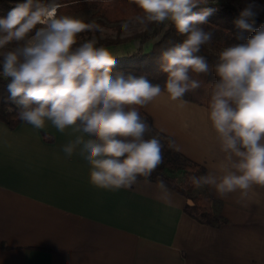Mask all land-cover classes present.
<instances>
[{"label":"clouds","instance_id":"1","mask_svg":"<svg viewBox=\"0 0 264 264\" xmlns=\"http://www.w3.org/2000/svg\"><path fill=\"white\" fill-rule=\"evenodd\" d=\"M132 3L139 12L121 23L123 33L171 22L183 37L160 53L163 88L148 74H113L111 52L97 46L95 38L80 39L83 33L103 32V27L95 20L58 14V0H23L0 17V76L10 78L7 88L20 106L18 119L36 129L50 122L61 133L69 128L79 133L63 147L64 153L70 157L78 151L90 166V183L112 191L131 188L139 177L150 179L163 163L161 138H147L151 126L139 109L165 90L182 106L185 95L201 87L192 74L210 70L200 53L213 40V33L202 27L213 9L192 11L207 0ZM252 7L241 16L252 17ZM237 24L249 27L243 18ZM211 70L218 79L210 83L208 120L222 159L216 171L192 175L189 183L195 189L212 188L220 198L238 193L243 201L255 186L264 187V25L243 43L224 48ZM168 148L179 151L171 138ZM157 187L170 202L163 180Z\"/></svg>","mask_w":264,"mask_h":264},{"label":"crops","instance_id":"2","mask_svg":"<svg viewBox=\"0 0 264 264\" xmlns=\"http://www.w3.org/2000/svg\"><path fill=\"white\" fill-rule=\"evenodd\" d=\"M145 110L204 174L218 169L222 153L207 106L186 99L181 106L163 91ZM77 135L50 122L36 129L0 120V264H264V187L243 201L194 189L212 196L222 218L205 223L177 190L168 186L170 202L163 199L156 181L94 187L79 152L63 151Z\"/></svg>","mask_w":264,"mask_h":264},{"label":"trees","instance_id":"3","mask_svg":"<svg viewBox=\"0 0 264 264\" xmlns=\"http://www.w3.org/2000/svg\"><path fill=\"white\" fill-rule=\"evenodd\" d=\"M236 1L207 0V4H200L193 8L192 11L197 13L205 8L213 9L212 14L208 16L207 23L202 26L206 31L213 33V40L210 44L203 46L200 53L207 57L210 70L206 74H192L194 79L202 82L201 87L194 92L187 93L184 99L204 104L208 107L210 83L218 79L211 67L218 59L219 53L229 45L243 43L254 34L256 29L264 25V6L253 4L255 6V8H252L254 15L252 17H242L241 13L243 10ZM262 1L264 2V0ZM20 2V0H0V15L6 16L10 9ZM58 2L61 4V8L58 11L60 15H73L84 6H88V4L95 5L98 7V14L101 15L95 20L99 25H102V22H104L102 20L104 19L110 22H123L139 12L132 0H58ZM242 18L249 24L248 28L238 26L237 21ZM90 35L91 32L81 34V41L92 39L93 37ZM237 37H242L243 39H237ZM151 39H154L153 46L150 50H146L145 46ZM182 39L183 37L177 35L171 22L154 23L147 30L138 31L130 35H117L115 37L97 35L96 38L98 41L97 46L104 47L135 41V50L128 54L114 56L116 64L112 69L113 74L118 71L125 74H148L149 80L153 83H159L162 88L166 76L158 70L160 53L163 49ZM0 71H2V67H0ZM8 83H10V78L5 79L0 76V120L14 128L22 121L18 119L20 106L11 98L7 88ZM139 111L141 116L151 126V132L147 134V138H150L155 133L167 139L166 144L161 141L163 144V163L152 173L149 180L156 182L163 180L167 186L177 190L187 198H192L194 204L187 203L185 209L195 218L209 224L220 223L222 218L213 210L214 199L212 196L210 194H195V188L189 183L190 176L204 174L205 166L189 159L180 151L170 150L168 148V139L170 137L154 127L152 117H150L151 115L145 108H140ZM178 171L182 174L181 178L174 175ZM138 179L145 178L139 177Z\"/></svg>","mask_w":264,"mask_h":264},{"label":"rangeland","instance_id":"4","mask_svg":"<svg viewBox=\"0 0 264 264\" xmlns=\"http://www.w3.org/2000/svg\"><path fill=\"white\" fill-rule=\"evenodd\" d=\"M20 1L23 2V0H20ZM236 2H238V4L241 6L243 11L249 5H252L253 6L252 8H255V6L253 4L264 6V2L262 0H237ZM2 16L3 15H0V17H2ZM72 16H77V17H80L84 20L92 21V20H96L101 15L98 14V7H96L93 4H88V6L87 5L84 6L82 9H80L78 12H76ZM102 21H104V22H102V25H101L103 27L104 31L103 32H91L90 36H92L95 39L97 38V35L114 36V37L117 35L125 36V35H130L132 33L138 32V31L145 30L143 27L137 26L132 31L125 34L121 31L120 25L122 22H117V21L116 22H110V21H107L106 19H104ZM153 43H154V39L149 40L145 46L146 50H150L153 46ZM105 47L111 52V54L114 57V56H118V55L128 54V53L132 52L133 50H135L136 42L130 41V42H125V43H121V44L108 45ZM154 135H157V134L154 133ZM159 136L161 138V141L164 144H166L167 139L164 136H161V135H159ZM174 175H177L179 178L182 177V174L179 171H178V173H176ZM189 199H192V198H188L187 203H189ZM189 204L193 205L194 200H193V203H189Z\"/></svg>","mask_w":264,"mask_h":264},{"label":"water","instance_id":"5","mask_svg":"<svg viewBox=\"0 0 264 264\" xmlns=\"http://www.w3.org/2000/svg\"><path fill=\"white\" fill-rule=\"evenodd\" d=\"M218 1H226V0H218ZM189 203H193V200L189 199Z\"/></svg>","mask_w":264,"mask_h":264}]
</instances>
